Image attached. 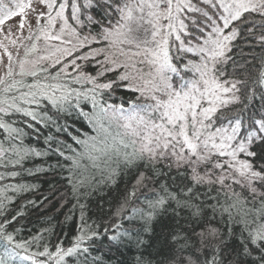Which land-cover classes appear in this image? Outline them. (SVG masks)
I'll list each match as a JSON object with an SVG mask.
<instances>
[{
    "label": "snow or ice",
    "instance_id": "6c2138e0",
    "mask_svg": "<svg viewBox=\"0 0 264 264\" xmlns=\"http://www.w3.org/2000/svg\"><path fill=\"white\" fill-rule=\"evenodd\" d=\"M257 24L264 52V0H0V114L47 126L57 120L31 106L50 105L59 114L91 103L97 111L81 113L97 135L91 143L76 140L85 148L78 157L86 156L103 179L73 172L74 194L91 195L100 183L114 186L123 170L140 169L113 213L114 228L88 225L80 204L84 223L71 246H50L42 233L18 240L19 229L8 231L13 217L0 223V264H103L90 247L109 232L110 246L136 250L130 264H264V54L241 60L233 54L242 26L251 34ZM77 61L95 63L97 75ZM106 73L115 76L98 82ZM114 85L131 98L106 104L101 97ZM0 129L9 139L20 136L2 117ZM54 151L80 168L79 158ZM46 155L0 142V167ZM173 172L174 188L156 183ZM18 175L0 174V181ZM149 183L152 195L141 199ZM21 188H0V216L11 202L7 192ZM154 237L155 256L146 255ZM230 239L239 249L228 253Z\"/></svg>",
    "mask_w": 264,
    "mask_h": 264
},
{
    "label": "trees",
    "instance_id": "16d2710c",
    "mask_svg": "<svg viewBox=\"0 0 264 264\" xmlns=\"http://www.w3.org/2000/svg\"><path fill=\"white\" fill-rule=\"evenodd\" d=\"M254 19L258 21L259 17ZM247 27V25L242 26V35L234 42L233 54L237 60H241L242 57L251 59L253 55L260 56L264 54L259 42L261 35L259 25H256L251 34L246 30ZM86 64L84 71L96 76L98 68L93 67V63ZM59 68H50L49 72L54 75ZM73 74L75 75V73ZM114 76L115 73L106 75L100 79V82H105ZM26 79L27 82H31V78ZM73 87L79 88L80 86L73 85ZM90 87L91 85H85V88ZM129 98H131V94L126 89L117 88L115 85L111 92L105 91L101 97L106 104H120ZM43 103L46 104L47 102ZM253 103L256 107H259L261 102L257 99ZM125 106L127 107V104ZM31 107L41 114L46 113L47 116H51L54 120H57V124L51 122H48L47 126L44 123L37 124L30 117H25L20 113H12L9 116L0 114V117L11 123L20 132L18 139H9L7 134L0 129V142L6 148L12 145L48 153V155L41 157L30 156L23 162V167H0V174L7 175L11 171L19 172V175L14 178L9 177L4 181H0V188L5 185L26 186V188H21L20 191L13 192L9 190L7 192V196L11 197V202L5 201V215L0 216V223L14 217L13 222L8 224V231L16 234V230L19 229V233L16 234L18 240H31L33 235L42 233V243H49L51 246L60 241L67 247L71 246L75 237L81 231V225L84 221L80 219L82 211L80 204H84L83 213L88 225L93 228L99 226L101 229L114 228L119 221L113 213L125 193L135 183L137 172L140 169L123 170L114 186L100 183L96 185V190L92 191L91 195L74 194L72 185L69 183V177L73 172L77 175L95 174L98 181L103 179L100 170L93 168L91 166L92 162L86 156L83 158L78 157V154L84 152L85 148L83 145L76 143V140H86L91 143V137L97 135L93 123L90 122L88 116L81 113V110L89 115L97 110L92 108L90 102H82L80 109L70 107L68 113L59 114L50 105L43 109H35V106ZM29 124L32 127H29ZM57 127H60L61 131H57ZM49 136L54 139L51 142H46V138ZM21 140L23 141L22 145L20 144ZM56 148L63 151L65 156L79 158L80 168H74L71 160L59 156L54 151ZM15 158L12 157V159ZM174 175V172L163 175L156 183L167 182L174 188V182L169 179V176ZM152 187L153 184L149 183L148 189H141L138 196L141 199L144 196H151L152 193L149 189ZM30 201L35 203H30ZM136 203L138 206H143L138 201ZM21 211L24 212L22 216L18 215ZM168 219V216L162 218L164 222H167ZM124 224L125 227H128L126 221ZM156 232H160L159 225L156 226ZM110 234L111 232L101 234L92 243V247H90L91 254L101 257L103 264H130L136 250L134 248L129 250L127 246H120L117 250L115 246H110V241L106 238V235ZM228 243L229 247L226 252L231 253L233 249H239L238 241L230 239ZM158 246L159 241L154 237L152 246L147 249L146 255L152 253L155 256V250ZM0 253H2V249H0Z\"/></svg>",
    "mask_w": 264,
    "mask_h": 264
},
{
    "label": "rangeland",
    "instance_id": "374dc122",
    "mask_svg": "<svg viewBox=\"0 0 264 264\" xmlns=\"http://www.w3.org/2000/svg\"><path fill=\"white\" fill-rule=\"evenodd\" d=\"M19 20V18L17 17L15 20H13V21H11L10 23L13 25V31H17L16 30V28H15V25H16V23H17V21ZM7 27H8V25H5V28L7 29ZM27 32H28V30H27V27L24 29V32H23V35L24 36H26L27 35ZM17 35H20V33L19 32H17ZM3 37H2V34H0V39H2ZM18 43H19V41H18ZM23 43L25 44V45H27V44H30L31 43V41H27V40H24L23 41ZM41 43V46H43V41H41L40 42ZM10 50L11 51H13V53H14V55H15V53H16V49H14V48H11L10 47ZM0 51H2V49H0ZM19 51H20V55L22 56L23 55V48H21V49H19ZM68 59H71V58H68ZM65 63H67V60H65L64 61ZM77 63H80V64H82L83 65V68L85 67V65H87L85 62H83V61H77ZM56 67H61V65H57ZM93 67H97V65L95 64V63H93ZM98 68V67H97ZM3 71H4V69L3 68H0V75H3ZM69 71L70 72H72L73 70L71 69V68H69ZM109 74H112V73H106L104 76H106V75H109ZM103 76V77H104ZM103 77H99V79H98V82H100V79H102Z\"/></svg>",
    "mask_w": 264,
    "mask_h": 264
}]
</instances>
